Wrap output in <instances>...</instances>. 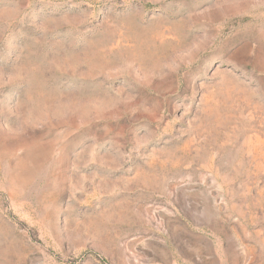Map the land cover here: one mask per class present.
Segmentation results:
<instances>
[{
    "label": "rangeland",
    "instance_id": "374dc122",
    "mask_svg": "<svg viewBox=\"0 0 264 264\" xmlns=\"http://www.w3.org/2000/svg\"><path fill=\"white\" fill-rule=\"evenodd\" d=\"M0 264H264V0H0Z\"/></svg>",
    "mask_w": 264,
    "mask_h": 264
}]
</instances>
